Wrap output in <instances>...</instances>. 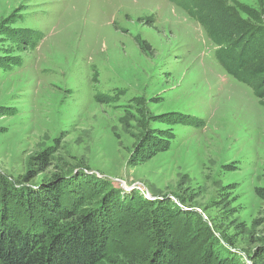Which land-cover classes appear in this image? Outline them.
<instances>
[{"label":"rangeland","instance_id":"374dc122","mask_svg":"<svg viewBox=\"0 0 264 264\" xmlns=\"http://www.w3.org/2000/svg\"><path fill=\"white\" fill-rule=\"evenodd\" d=\"M225 17L264 41V0H0V176H66L63 198L138 230L110 256L149 249L142 202L170 197L173 264H264V86L220 65Z\"/></svg>","mask_w":264,"mask_h":264},{"label":"trees","instance_id":"16d2710c","mask_svg":"<svg viewBox=\"0 0 264 264\" xmlns=\"http://www.w3.org/2000/svg\"><path fill=\"white\" fill-rule=\"evenodd\" d=\"M212 8L210 10L203 4L201 14L208 10L212 14ZM231 10L227 8V11ZM231 19L232 17L220 19L208 32L216 41V46L220 47L217 50L219 63L228 74L244 84L254 87L258 82L262 87L264 41L253 35L256 29L252 25L246 24L247 28L244 29L241 23L235 24ZM249 29L254 30L246 33ZM255 90L259 98L264 97L258 89ZM65 178L64 175L54 174V187L40 192L41 185L38 189H23L6 176H0V264H102L107 260L110 264H173L174 257L181 260L179 254L184 245L183 239L172 231H165L172 224L167 219L170 214L187 210L170 205L174 202L170 197L163 201L145 198L142 202L145 206V222L153 224L155 231H160L159 236L155 231L152 234L154 244L149 249L141 248L139 252L127 253L129 248L125 251L123 248V252L117 251L110 256L111 249L107 247L110 240L119 242L116 244L118 246L127 245L122 237L138 230L127 229L122 232L114 224L111 212L104 211V206L83 210L80 201L86 203L88 200V196L84 194L78 198L70 195L63 198L65 192L61 186L65 184ZM66 189L69 194L71 190ZM42 194L46 196L41 197ZM160 203H166V207L162 208ZM12 204L26 210L27 216L21 210L14 209ZM142 206L130 207V210L133 209L136 213L144 207ZM161 209L165 214L159 221L156 215ZM132 234L129 238H132ZM257 240L260 247L256 257L259 258L264 254V237Z\"/></svg>","mask_w":264,"mask_h":264},{"label":"bare ground","instance_id":"6f19581e","mask_svg":"<svg viewBox=\"0 0 264 264\" xmlns=\"http://www.w3.org/2000/svg\"><path fill=\"white\" fill-rule=\"evenodd\" d=\"M213 67V66H212ZM220 73V72H219ZM196 87V86H195ZM47 91V90H46ZM53 98V97H52ZM54 101V100H53ZM245 124V123H244Z\"/></svg>","mask_w":264,"mask_h":264}]
</instances>
